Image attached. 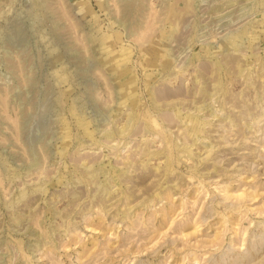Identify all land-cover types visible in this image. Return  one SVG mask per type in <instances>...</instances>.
<instances>
[{
  "label": "rangeland",
  "instance_id": "1",
  "mask_svg": "<svg viewBox=\"0 0 264 264\" xmlns=\"http://www.w3.org/2000/svg\"><path fill=\"white\" fill-rule=\"evenodd\" d=\"M0 264H264V0H0Z\"/></svg>",
  "mask_w": 264,
  "mask_h": 264
},
{
  "label": "bare ground",
  "instance_id": "2",
  "mask_svg": "<svg viewBox=\"0 0 264 264\" xmlns=\"http://www.w3.org/2000/svg\"><path fill=\"white\" fill-rule=\"evenodd\" d=\"M85 6V5H84ZM120 36V35H119ZM131 114V113H130ZM137 118L139 119L140 118V116L139 115H137ZM136 123V122H135ZM153 124L155 125V126H158V122L156 121V120H153ZM123 132V130H121V133ZM118 136H120V135H118ZM115 137H116V135H115ZM65 143V142H64ZM66 144V143H65Z\"/></svg>",
  "mask_w": 264,
  "mask_h": 264
}]
</instances>
